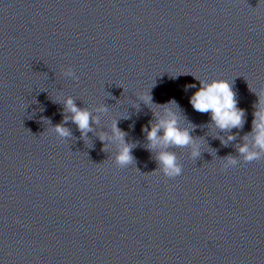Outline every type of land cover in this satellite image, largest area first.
I'll list each match as a JSON object with an SVG mask.
<instances>
[{"label":"clouds","instance_id":"clouds-1","mask_svg":"<svg viewBox=\"0 0 264 264\" xmlns=\"http://www.w3.org/2000/svg\"><path fill=\"white\" fill-rule=\"evenodd\" d=\"M70 74V73H69ZM188 87H195L190 85ZM146 102H151V97H144ZM192 107L200 113H210L211 121L221 130H230L231 128H240L244 122V111L237 107L236 94L232 90V85L227 80H214L211 83L201 82L200 88L191 97ZM169 103H175L170 101ZM65 108L72 113V121L77 125L81 135H86L91 131V123L95 122L92 119L91 113L87 109L78 108L71 98L65 101ZM166 115L157 123L151 125L150 129L145 128L147 132V139L150 142V148H155L158 145L166 147H187L193 146L192 156H199V150L194 144L193 138L187 129H181L178 126L177 115L169 109H165ZM253 131L255 132V146L259 151H250L247 145L239 147L238 151L244 157L245 162L261 159V153L264 152V90L258 94V102L256 110L253 113ZM67 122L65 117L64 123ZM55 131L62 137L70 135L69 130L62 124L55 126ZM163 135H158L160 132ZM113 133L115 139L121 142L122 147L117 154V163L121 166L133 163V156L131 155V147L124 141L125 133L113 124ZM101 141L104 136H100ZM229 140L234 139L229 136ZM156 159L162 165L163 171L169 177L178 176L181 174V168L176 163L175 153L168 151H161L158 153ZM236 164L233 157L227 158V165Z\"/></svg>","mask_w":264,"mask_h":264}]
</instances>
